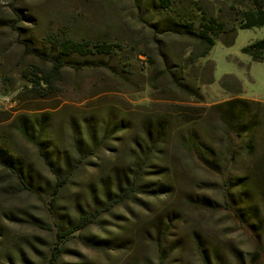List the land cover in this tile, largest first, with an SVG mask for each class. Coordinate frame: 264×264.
<instances>
[{"label": "rangeland", "instance_id": "1", "mask_svg": "<svg viewBox=\"0 0 264 264\" xmlns=\"http://www.w3.org/2000/svg\"><path fill=\"white\" fill-rule=\"evenodd\" d=\"M248 7L246 0H170L167 10L154 0H0V98L9 100L0 108V134L5 132L15 153L39 174L48 177L38 151L16 131L22 116H50L52 135L61 134L65 142L71 130L81 129L87 114L95 115L97 124L109 110L118 123L165 107L203 108L209 127L206 164L170 141L150 165L143 187L63 244L57 241L52 215L66 228L92 210L90 193L102 192V179L111 187L108 167L126 164L132 129L115 127L93 156L82 159L84 165L61 191L55 211L43 194L9 193L0 185V212L18 218L0 224V264H49L56 243L63 250L60 264H264V254L253 259L264 244V125L252 134L249 147L250 138L225 134L213 109L233 99L264 105V59L254 62L241 53L264 39V26L238 28L239 14ZM171 10L186 13L197 26L201 14L213 18L225 33L206 57L198 58V41L163 31ZM56 28L118 47L114 56L91 57L86 63L101 66L76 72L66 65L56 90L49 96L40 91V97L30 92L25 75L32 66L48 65L24 43L38 46L43 32ZM74 63L84 68L78 65L84 62ZM173 70L181 72L176 77L184 88L170 81L168 71ZM186 84L197 87L202 99L189 94ZM58 147L70 155L67 143L60 141ZM4 180L0 177V183ZM244 183L253 193L241 207L235 201L244 198ZM159 188L168 189L160 193ZM86 238L105 241L106 247L87 246Z\"/></svg>", "mask_w": 264, "mask_h": 264}, {"label": "trees", "instance_id": "2", "mask_svg": "<svg viewBox=\"0 0 264 264\" xmlns=\"http://www.w3.org/2000/svg\"><path fill=\"white\" fill-rule=\"evenodd\" d=\"M159 4L160 8H170V0H154ZM249 7L239 14V29H252L264 26V0H246ZM172 11V10H171ZM172 16L163 22V31L173 33L180 36L195 39L202 47L198 58L206 57L215 45V40L219 34L225 33L221 25L213 18L207 19L201 14V23L199 26L196 20L190 16L171 12ZM17 20H19L17 16ZM229 32H235L234 28H230ZM21 35V34H20ZM38 38H35L37 41ZM30 43H34L31 40ZM26 50L30 51L39 59L47 63L48 67H34L29 70L30 92L38 93L42 96H49L56 88L54 85L62 80V69L70 64L74 71L94 66H101V62H93L90 67H86L91 57L110 58L114 56V48L118 47L106 41H96L90 37H73V33L66 28H56L43 32L39 40V45L24 43ZM241 53L249 56L254 62H261L264 59V39L257 41L249 46L242 48ZM74 59L84 62L79 64L84 67H74ZM33 68V69H32ZM180 68V66H179ZM32 69V70H31ZM179 70L168 71L170 81L177 87L184 88L182 82L176 77ZM119 76L118 74H116ZM212 75L209 83H212ZM231 78H224L223 86H227L225 82ZM226 80V81H225ZM184 85V84H183ZM186 90L194 97L202 99L198 93V88H192L186 84ZM219 115L220 128L224 130L228 137L235 136L237 138H246L249 147L251 144V136L254 132L264 125V105L255 101H247L241 99H233L213 108ZM203 108L175 107L163 108L158 112L151 114H143L135 121L130 119H122L118 123L114 121L115 114L102 115L95 124L96 116L87 114L82 119V126L78 132L71 130L67 142L58 133L57 137L52 135L50 127V116L39 115L29 118L22 116L19 119L16 131L28 144L32 145L39 154L40 160L44 168L48 171V177H44L39 172L27 164L23 159L15 153L14 149L7 143L9 139L3 137L5 132L0 134V177L5 180L0 185L9 193L12 191L26 192L33 195L43 194L48 198L50 208L55 211L61 191L76 175L80 168L84 165L83 158L94 155L99 146L107 140L115 127L122 131H129L132 145L131 151L124 158L126 164L113 163L108 167V178L111 179V187L104 183L102 192L98 194L90 193L91 211H87L73 224H68L66 228L58 225L53 217V226L56 229L57 241L63 244L68 237L75 231H81L92 225L102 211L111 210L112 207L129 199L133 190L143 187L141 182L144 181L146 174L151 172L150 165L153 161L160 158L162 149L166 148L170 141L173 140L175 146L180 147L189 156L196 159L201 164L208 161V147L204 140L208 137V123L203 118ZM130 123V124H129ZM73 140V142H72ZM68 144L70 155H66L59 150L58 142ZM82 144V145H81ZM73 149L76 151H73ZM86 155V156H84ZM84 156V157H83ZM264 160V150L262 153ZM210 161V160H209ZM210 163V162H209ZM264 167V163L263 166ZM256 169H253V172ZM165 176V175H164ZM101 182V177L99 178ZM247 186V185H246ZM168 189V188H164ZM159 188L160 193L164 191ZM244 198H239L237 205H242L252 201V191L245 188L240 192ZM102 205V206H101ZM239 207V209H242ZM241 218L245 216L239 214ZM16 218L12 212H0V224L5 220L16 222ZM56 224V225H55ZM1 233V232H0ZM85 245L90 247L105 246V241H96L92 238H86ZM61 244L56 243L52 249L49 258V264H60L63 254ZM262 248H257L253 254V259L258 260L264 254V244ZM106 247V246H105Z\"/></svg>", "mask_w": 264, "mask_h": 264}, {"label": "built area", "instance_id": "3", "mask_svg": "<svg viewBox=\"0 0 264 264\" xmlns=\"http://www.w3.org/2000/svg\"><path fill=\"white\" fill-rule=\"evenodd\" d=\"M9 102L8 98L2 97L0 98V108L5 105V103Z\"/></svg>", "mask_w": 264, "mask_h": 264}]
</instances>
